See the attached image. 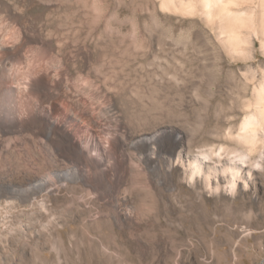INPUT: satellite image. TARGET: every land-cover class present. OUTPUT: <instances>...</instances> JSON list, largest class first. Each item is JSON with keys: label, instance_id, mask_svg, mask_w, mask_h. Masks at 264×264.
Wrapping results in <instances>:
<instances>
[{"label": "rangeland", "instance_id": "rangeland-1", "mask_svg": "<svg viewBox=\"0 0 264 264\" xmlns=\"http://www.w3.org/2000/svg\"><path fill=\"white\" fill-rule=\"evenodd\" d=\"M162 1L0 0V264H264V113L235 137L264 110L259 0L232 47ZM188 149L249 154L248 188L189 180Z\"/></svg>", "mask_w": 264, "mask_h": 264}, {"label": "bare ground", "instance_id": "bare-ground-1", "mask_svg": "<svg viewBox=\"0 0 264 264\" xmlns=\"http://www.w3.org/2000/svg\"><path fill=\"white\" fill-rule=\"evenodd\" d=\"M194 1L195 0H180L179 5H181L184 8V10L191 13L192 12L194 13L195 9L196 10L200 9L204 13V15L208 16V18L212 20L213 19L219 20L220 32L224 35L229 30L226 36V41L229 43V46L230 47L234 46V42L239 43L240 41L239 30L241 27L243 26L245 27L246 24L248 25V23L250 22L249 18L251 17V14L249 15V18L244 17L245 11L237 10L239 7L237 9H235L236 7H232L238 5L239 0H200L201 3L199 5L197 4L198 6L195 4ZM176 2H174V0H163L161 4L162 7L165 8L169 4H173ZM240 3L242 2L240 1ZM257 4H259L261 7L262 18L264 19V0H259V3ZM252 10L254 11L256 9H252ZM258 96H259L258 98L264 100V91L260 90ZM1 107H0V113L9 114L10 111ZM261 109L262 108H260L259 111H257L260 113V116L253 114H249L245 116L239 127L237 135H235V137L237 136L240 140H243L244 142L250 144L252 147L254 144V139L257 137L256 133H257V127L260 121V117L264 113V110ZM224 156L225 158L226 156L228 157L229 162L221 167L220 163L217 164L215 158L222 159ZM176 159L178 161L180 160L181 165L186 169V172L188 173L187 177L189 178V180H195L196 177L202 178L201 181H203L207 191L209 192L219 191L221 188H223L228 193L232 194L235 193L240 188L242 189L248 188L249 186L248 179L253 178V169L249 167L250 157L249 154L247 153H232V152L223 153L220 151L216 152L214 150H210L208 152L196 153L188 149L184 153L178 152ZM257 164L258 163L256 162V164L254 165ZM61 176L69 177L70 171L63 172ZM214 181H216V183Z\"/></svg>", "mask_w": 264, "mask_h": 264}]
</instances>
